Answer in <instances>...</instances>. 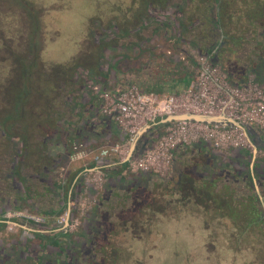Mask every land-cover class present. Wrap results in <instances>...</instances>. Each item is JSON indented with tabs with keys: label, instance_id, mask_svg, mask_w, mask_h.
Returning <instances> with one entry per match:
<instances>
[{
	"label": "rangeland",
	"instance_id": "374dc122",
	"mask_svg": "<svg viewBox=\"0 0 264 264\" xmlns=\"http://www.w3.org/2000/svg\"><path fill=\"white\" fill-rule=\"evenodd\" d=\"M33 1L42 8L41 14L38 12L41 17L37 22H39L38 25H42L43 36L40 31L33 32L27 26V9L23 7L24 3L21 0H0V11L8 8L17 20V26H20L17 29L19 31L17 36L8 31L3 33L10 38H17L14 47L16 54H12L13 62L15 63L16 58L19 60L24 58L28 64L32 62V65L27 68L29 71L27 77L30 79L29 85L33 88L38 86V88L36 87L37 90H35L36 95H31L25 102L28 106L40 104L46 114H50L53 109L55 113H52L53 119L45 114L43 116L38 112L35 113L38 119L40 118L38 121L40 127H35L36 133L34 129L29 130L30 136L27 140L29 147L26 149L20 139L14 136L6 137L0 129V174L3 175L7 171L10 174L7 179L3 176V181H0V218L16 219L21 223L28 221L33 226L45 230L47 236L55 232L58 234L64 225L65 194L71 186L73 197L66 203L68 202L69 207L71 206L72 212L68 217L69 225L66 231L68 235L56 236L57 246L52 245L51 242L37 244L36 249L40 260L37 259L38 257H29V252L22 245L26 239L34 240V232L12 222L2 223L0 260L3 264H48V259L51 258L53 264H65L66 261L68 264H87L88 240L92 234V219L95 217L91 214V210L95 206L101 207L106 202L110 203L109 206L113 208H111L113 211L117 209L114 197L110 193V188L115 186L116 178H107L101 172L91 169L83 171L79 169L110 158L120 160L129 145L121 127L102 113L100 93L103 91L111 94L116 91L117 89L114 88L118 80L116 75L122 72L127 78L126 71L133 66H142L144 57L151 49L156 51L168 49L169 56H172L169 58L176 62V66L173 62L171 66L185 69L192 80L200 53L188 47L181 39L175 45L176 47H173L168 36L170 34L175 36L177 27H180L177 26L179 7L168 5L170 3L165 7L150 9L147 17L139 18L137 21L141 23L134 22L130 27L131 30L122 33L120 29L105 24L109 18L116 19L120 17V14L126 17L124 9L132 3V0H104L101 5L97 4V0ZM98 6L99 10L96 8ZM184 7L182 9L184 21L180 25L182 28L187 24L186 27H194L199 21L196 17L205 13L204 6L200 1L194 0ZM94 9H97L96 14H99L101 25L104 26L102 29L104 46L96 51V54H91V46L86 44L81 48L80 43L85 34L86 19L94 14ZM4 17H1V31L8 28L7 23L10 20L8 15ZM0 48H2L0 57L3 50L9 52L6 46H0ZM80 49L85 55H83L84 58L80 55L82 65L73 72L71 92L66 94L67 85L55 88L52 82H43L42 85L38 83L39 74L43 73L49 81L55 79L56 84L64 85L63 77L61 75L55 77L46 67L50 62H66ZM35 54L37 59L33 56ZM182 54L185 57L180 59ZM93 62L97 65L96 70L88 67ZM213 66L217 76L223 75L227 84L237 85L228 80L217 64ZM13 67L14 69L11 70L9 65L0 64V113L3 105H6L9 110L12 108L10 103L12 104L13 100L8 102L9 104L5 101L9 94L7 92L16 95L18 92L16 86H20L22 82L15 76L18 69ZM245 76L244 80L264 89L263 81L252 77L248 70ZM11 78L15 80L10 81ZM12 84L15 88L11 86ZM134 84L138 87L132 81L124 88ZM156 94L162 97L170 93ZM11 96L9 94V100ZM31 119L29 116L22 117L23 122L34 125L35 120ZM49 125L53 126L51 130L47 129ZM165 127V124L158 127L154 124L149 127L145 151L152 150L159 137L165 135ZM16 130L19 131V129ZM235 142H238L236 131H229L224 138L217 140L202 139L198 134L194 137L189 134L187 142L181 144L176 142L172 147H169L168 143L164 146L162 153L157 150V156L152 159V163L147 164L146 169L136 166V160L145 151L139 154L133 153L121 173L127 176L130 173L149 172L152 177L156 176L157 182L173 181L174 168H177L179 164L176 158L180 161L184 157L189 158L188 155L196 153L195 151L190 153L189 148L195 147L210 148L212 150L210 156L214 162L219 161L220 158L226 161L234 156L235 159L229 160L224 166L226 170H234L238 168L237 163L242 162L244 150L251 151V146H246L245 143L235 144ZM75 145L78 148L74 149ZM139 148L140 143L136 145V151ZM101 149L106 150L105 155L98 162H93V154ZM182 151L185 154L179 155ZM155 153L156 151L153 155ZM255 155L264 159V148L257 150ZM10 166L11 169L8 170ZM232 173L227 172V174ZM73 177L75 180L70 184ZM241 179L237 176L231 178L225 176L222 181L241 188ZM220 184L219 182L218 185ZM114 192L120 194L121 188H117ZM178 197L179 195L170 190L165 196L159 197L162 199H155L153 206L156 207H152L155 212H151L149 208H141L138 213L139 221L130 219L131 225L134 224L132 230L139 239H128L127 234L120 236L116 244H120L125 253L123 252L122 256L120 253L118 259L114 260V264L250 263L252 255L247 248L233 252L228 247L227 235L233 232L228 221L224 218L202 219L197 214L199 212L197 208H194L195 206L191 203L194 197L184 198L185 202L174 203ZM126 230L128 231V228ZM56 260H58L57 263ZM103 262L106 261L103 259Z\"/></svg>",
	"mask_w": 264,
	"mask_h": 264
},
{
	"label": "trees",
	"instance_id": "16d2710c",
	"mask_svg": "<svg viewBox=\"0 0 264 264\" xmlns=\"http://www.w3.org/2000/svg\"><path fill=\"white\" fill-rule=\"evenodd\" d=\"M170 1L171 0H132V3L124 9V14L126 17L120 14V17L116 19L109 18L105 25H111L113 28L120 29L121 32L124 33L132 29L130 27L134 22L141 23L137 21L139 18L142 19L143 17H147L149 15L148 12L150 9L165 7L168 3H170L168 5L179 7V19L177 22L178 24H181L182 21H184L182 15L183 7L190 5V2L194 0ZM197 1H200L203 4V10L205 12L204 14H201L200 17H196L199 19L198 22L203 20L205 27L209 28L207 33H211L213 38L216 37L210 41L206 48H203L206 49L205 54L202 52V50L199 51L200 55H205L211 64H217L219 69L224 72L225 76H227L229 80L228 74L231 72V69H239V67H236L235 64L228 62V58H223L217 63V60H215L212 55L215 52L218 53V51L224 53L225 51L228 52L234 48L242 49L245 45V47L248 49L246 58L247 64L244 67V70H242H246V72L248 70L252 74V77L255 79H261L263 81L262 84H264V0ZM21 2L24 3L23 7L27 9V26L33 32L40 31L43 36V29L41 28L42 25H38L39 22H37L41 17L38 15V12L40 13L42 11L41 6H39L33 0H21ZM103 3L104 0H97L98 5ZM96 8L99 10V6ZM97 9H94V14L86 19L84 26L85 34L80 43L81 48L86 44L89 47L91 46V54H96V51L104 46V35L102 36V29L104 26L101 25V18L99 14H96ZM146 12L148 14H146ZM1 13L2 15H0V22H2V18H5L4 16L8 15V18H10V24L7 23V29H2V31L0 29V38L3 37V39H0V46H6L7 49H9V52L6 50L1 52L2 56L0 57V64L4 63L5 66L9 65L11 70H13V66H15V68L18 69V71L15 72V76L22 82L20 86H16V89H18L16 95L9 91L7 92L12 96L9 100L8 94L5 101L7 104H9L8 102L13 100L12 104L10 103L12 108L9 110L6 108V105H3V110L0 113V129L6 137L14 136L20 139L22 141L23 147L26 149L29 147V141H27L28 136H30L29 130L33 131V129L35 130V127H40L38 122L40 118L38 119V116L35 113L38 112L43 116L44 114H47L41 109L42 106H40V104H37L36 106H28V103L25 102L31 95H36L35 90L38 88V86H36L37 88L31 87V85H29L30 79L27 77L29 75L27 68L32 65V62L28 64L25 62L24 58L21 60L16 58L15 63L13 62L12 54H16L14 47L17 38H10V36L5 35L3 31H8V33H13L17 36L19 32L17 29L20 26H17V20H15L12 12L9 11L8 8L2 9L0 11V14ZM36 23L37 26H35ZM136 29L138 28L136 27ZM211 36L210 39H212ZM221 43H223L224 46H219ZM1 49L2 48H0V50ZM81 51L82 49L77 51L75 55H72L64 63L50 62V64L46 67V69H50L48 70L49 73L51 72V74L55 75V77L57 75H61V77H63L62 83L64 85L60 83L56 84L55 79H51L49 81V78L43 73L39 74L41 78L38 75V83L40 82L42 85L43 82H52V85L55 88L59 87L60 85L63 87L65 85L73 86V72L78 66L82 65L81 57L85 55ZM249 54L251 57H249ZM33 56L35 59H37L36 54ZM78 57L80 58L79 60ZM227 65H230V67H226ZM89 66L92 70H96L97 65L95 62L89 64L88 67ZM39 69H43V67ZM242 70L239 69L240 72H242ZM12 79L13 78H11L10 81ZM241 79L244 81L245 78ZM13 85L14 84L11 86ZM23 116H29L32 118V121L35 120V124L33 125L29 122H23ZM156 119L157 118L154 120ZM163 124L164 123L155 124V127L162 126ZM52 127V125H49L47 126V129L51 130ZM16 129H19V131ZM197 149L200 154L195 153L193 155H188L189 158L183 163L184 168L178 181V190L181 192L182 196L187 197L186 199H188L190 196L194 197L192 199L193 202L191 203L195 206L194 208H197L199 211L197 214L202 219L208 218L216 220L219 218H224L226 221H228V224L233 229V232L227 235V243L228 247L233 250V252H238L241 249L247 248L252 255L249 264H264V215L260 209V203H264V159L254 155L250 168H248L251 151H247L245 149L244 154L242 155L243 158L241 159L242 162L237 163L238 168L234 170H226L224 172V166L228 164L229 160H234V156H231L226 161H223V158H220L219 161L214 162L210 156L212 152L210 148L195 147L189 148L188 151L193 152ZM183 154H185V152ZM126 165L127 161L110 158L108 160L100 161L98 164H90L79 169V171H83L93 167L94 171L101 172L102 174L106 175L107 178H116L114 183L115 186L110 188V193L113 197H116L114 203H116L117 209L113 211V208L109 205L105 206L104 209L97 208V206L92 208L91 214L95 216L92 219V232H95L99 229L102 231H109V229H112L114 232L120 231L124 230L126 224H129V227H133L130 221L131 218L127 219L129 221L128 222L126 219L123 220L122 216H125V214H128V212H130V214L134 213L137 208H139V211L141 208L150 209L155 203L154 198H156L159 193L162 194L163 188H160V183L155 184L154 181L150 180L151 174H149V172H142L138 174L130 173L127 174V176H123L121 171ZM228 171L233 173L227 174ZM224 173L230 178L234 176L241 177L242 180H244L243 186L245 188L243 191L235 193L234 189H230V182L225 183L222 181V179L225 177ZM74 180L75 178L73 177L70 184H72ZM255 181H258L257 186ZM219 182L221 183L220 185H218ZM154 185L158 186L156 187ZM71 187L67 189L65 194L66 200L65 203H63L64 208H67L66 201L73 197ZM117 188H121L120 194L114 192ZM117 197H119V200H117ZM71 212L72 208L70 206L68 217H70ZM110 216H115V218L111 220L109 218ZM11 221L17 222L18 220L11 219ZM33 234L34 240L26 239L22 245L23 248L29 252V257H38L37 259H39L38 250L36 249L37 244L43 245V243L46 244L47 242H51L52 245L57 246L58 241L56 236L68 235L67 232H64L63 227L58 232V234L53 235L52 237L41 232H34ZM94 237L102 238L103 236L99 234L98 236ZM94 237H92V240L97 241L98 238ZM97 256L101 257L100 255ZM111 262L113 264L115 263L114 260L109 259L108 264H111ZM0 264H3L1 260ZM87 264H104V262H96L91 258V254L89 253Z\"/></svg>",
	"mask_w": 264,
	"mask_h": 264
},
{
	"label": "built area",
	"instance_id": "2783aa9c",
	"mask_svg": "<svg viewBox=\"0 0 264 264\" xmlns=\"http://www.w3.org/2000/svg\"><path fill=\"white\" fill-rule=\"evenodd\" d=\"M198 58L194 78L183 89L162 97L151 90L142 91L135 84L111 94L102 91L100 93L102 113L121 127L128 143L138 127L149 119L154 120L165 114L183 111L222 113L264 133V89L246 80L240 85H229L223 75L217 76L214 64H211L205 55H200ZM164 124L165 135L159 137L152 150L145 151L144 148L145 153L136 160V166L140 169H146L147 164L152 163V159L157 156V150L162 153L168 143L169 147L176 142L185 143L189 134L193 137L198 134L202 139L217 140L224 138L229 131H236L238 142L235 144L245 143L246 146H250L243 130L239 127L181 120H172ZM76 148L78 146L75 145L74 149ZM105 152L106 150L101 149L94 153L93 162H98Z\"/></svg>",
	"mask_w": 264,
	"mask_h": 264
},
{
	"label": "crops",
	"instance_id": "0c3cea01",
	"mask_svg": "<svg viewBox=\"0 0 264 264\" xmlns=\"http://www.w3.org/2000/svg\"><path fill=\"white\" fill-rule=\"evenodd\" d=\"M204 21H200L194 27H185L182 28V25L177 22V34L168 36L169 40L173 43V47H176L181 40H184L188 47L195 49L197 52L201 51L206 53V46L210 43L213 38L211 33H207L209 28H206ZM210 36L212 39H210ZM181 39V40H180ZM221 43L219 46H224ZM200 48V49H199ZM169 50L165 49L164 51L149 50L147 56L144 57V64L137 67L133 66L128 69L126 72L127 78H125L122 72H119L116 76L118 78L117 84L114 86L115 89H121L127 86L129 83H136L138 87L144 91L151 89L155 93H172L180 89H183L191 81V76L184 69L174 68L171 66L172 62L175 65V61H172V56H169ZM183 53V52H182ZM247 54L248 49L243 46L242 49H231V51H225L224 53L218 51L215 52L212 57L215 60L221 61L223 58H228V62L235 64L236 67H239L240 70H244V67L247 64ZM185 57L184 54L180 56V59ZM249 57L251 55L249 54ZM189 59V58H188ZM191 61V60H190ZM176 66V65H175ZM226 67H230L227 65ZM174 68V69H173ZM238 68L231 69V72L228 74L229 80L231 83H236L237 85L242 84L244 81L241 78H246V70L242 72ZM241 77V78H240ZM130 78V79H128ZM126 79V80H125ZM78 91V90H77ZM76 91V93H77Z\"/></svg>",
	"mask_w": 264,
	"mask_h": 264
},
{
	"label": "flooded vegetation",
	"instance_id": "af4514ba",
	"mask_svg": "<svg viewBox=\"0 0 264 264\" xmlns=\"http://www.w3.org/2000/svg\"><path fill=\"white\" fill-rule=\"evenodd\" d=\"M59 87H61V85L59 86ZM71 86H68L67 87V89H66V94L67 93H69V92H71L72 91V89L70 88ZM73 87V86H72ZM64 106V105H63ZM58 110V109H57ZM52 113H55V109H53V110H51V113L50 114H47V116L50 118V119H53V115H52ZM154 124H151V126L150 127H152ZM250 126V128H252V132H251V134H249L250 135V138L251 139H253L254 140V142H256V144L257 145H259V146H261L259 149H257V150H261V149H263L264 148V133H263V131H261V130H258V129H255L254 127H252L251 125H249ZM149 131V129L148 130H146V132H144L143 133V135H141V136H139V138H138V142L136 143V145L138 144V143H140V146H141V144H142V141L146 138V134H147V132ZM150 132V131H149ZM145 134V135H144ZM149 137V136H148ZM148 137H147V140H148ZM147 140H146V143H147ZM192 151H190V153H191ZM197 154H200L199 152H198V149L195 151ZM184 152L182 151L179 155H182ZM179 157H181V156H179ZM187 159L188 158H186V157H184V159L182 160V161H180L178 158H176V162L177 163H179L178 164V166H177V168H174V171H173V173L175 174L174 176H175V178H174V180L173 181H170V180H167V182H165V183H161V182H157L156 181V176L155 177H152L151 176V179H152V181H154L155 182V184H159L160 183V185L159 186H161L160 188H163L162 189V194L161 193H159L157 196H156V198H154V199H162V198H159V197H162V195H166V194H168V192L171 190V191H173L175 194H177V195H179V197L178 198H176L174 201V203H177V202H185L184 201V198H187L186 196H182V194H181V192L178 190V181H179V178H180V175L182 174V170H183V168H184V166H183V163H184V161H187ZM3 163V162H2ZM5 163V162H4ZM182 164V165H181ZM11 169V166L8 168V170H10ZM223 171L225 172L226 171V169L224 168L223 169ZM3 176L7 179V176H10V174H8V171L7 172H4V174L3 175H1L0 174V181H3ZM224 176H227L225 173H224ZM169 178H171L170 176H169ZM168 178V179H169ZM242 180V179H241ZM151 181V182H152ZM157 182V183H156ZM226 183V182H225ZM255 183H257L256 184V186L258 185V181H255ZM169 184H171V186H169ZM230 185V189H234V191H235V193L236 192H241V191H243V189L245 188L243 185H244V180H242V186H241V188H236L235 186H233L232 184H229ZM154 186H158V185H154ZM178 199H179V201H178ZM114 201L116 200V197H114V199H113ZM117 200H119V197H117ZM157 201V200H156ZM155 202V201H154ZM68 203V202H67ZM161 203H163V202H161ZM110 203L109 202H106V204H104V205H101V207L99 206V207H97V208H101V209H104L105 208V206H107V205H109ZM156 205V204H155ZM1 207V206H0ZM154 208V207H156V206H151V208ZM149 209L151 212H155L154 211V209L152 208V209ZM100 209V210H101ZM260 209L262 210V212H263V215H264V203H260ZM140 211H138V208L136 209V211L134 212V213H131L130 214V212H128L129 214H125V216H122V218H123V220H127V219H132L133 221H135V222H137V221H139L138 220V213H139ZM111 220H113V218H115V216H110L109 217ZM108 218V219H109ZM135 219V220H134ZM128 221V220H127ZM4 222H12V223H14V224H16V225H18V226H20L21 228H24V229H29V230H31L32 232H41V233H43V234H45V230H43V229H41V228H39L38 226H33V224L32 223H30V222H28V221H24V223H21V222H19V221H17V222H14V221H11V219L10 218H0V226L2 225V223H4ZM129 222V221H128ZM130 225L129 224H126L125 225V227H124V230H120V231H113L112 229H109V231H102V230H96L95 232H92V234L93 235H90L89 236V244H88V246H89V253L91 254V258L93 259V260H95L96 262H103V259L106 261V263L104 262V264H108V262H109V259H111V260H116V259H118V256H119V254L121 253V256L123 255V248H121V246H120V244H116L117 243V241L119 240L118 238L120 237V236H124V235H128V239H131V240H133V239H139L138 238V235H135V233L133 232V230H132V228L133 227H129ZM132 226H134V224H132ZM115 228V227H114ZM123 228V227H122ZM126 228H128V231L126 230ZM61 230V229H60ZM59 230V231H60ZM64 232H66L65 230H64ZM102 235L103 237L102 238H100V237H94V236H98V235ZM53 235H56V232H55V234H52V235H50L51 237L53 236ZM92 237H94V238H98L97 239V241L96 240H92ZM125 253V252H124ZM97 255H100L101 257H98ZM98 257V258H97ZM103 257V258H102ZM135 256H133V258H134ZM132 258V259H133ZM57 261L58 260H56V263H57ZM48 264H53V259L51 260V258H49L48 259V262H47ZM63 264V263H62ZM65 264H68V262L66 261L65 262ZM111 264H113L112 262H111ZM125 264H127V263H125Z\"/></svg>",
	"mask_w": 264,
	"mask_h": 264
},
{
	"label": "water",
	"instance_id": "95a60500",
	"mask_svg": "<svg viewBox=\"0 0 264 264\" xmlns=\"http://www.w3.org/2000/svg\"><path fill=\"white\" fill-rule=\"evenodd\" d=\"M172 120L199 121L200 123H204V124L235 126V127L241 128L244 132L247 142L251 146V155L249 157L248 168H250L251 162L253 160L254 155L256 154L257 149L261 147L257 145L253 139L250 138L249 134H251L252 128H250V126L247 125L246 123L241 124L228 116H224L222 113L204 114V113H199V112L183 111V112H178V113L165 114L161 117H158L156 120L149 119L148 121L143 123L141 126H139L128 145L126 153H124V156L120 160L128 161L132 157L133 153L135 152H137V154L142 153V151L145 148L147 138H145L142 141V144L137 151H136V143L138 142L139 136L143 135V133L149 129L151 124H162V123H166ZM89 169L93 170V167ZM68 212H69V204L67 203V208H66V212H65V216L63 220L64 221L63 228L65 231H67L68 229L67 227L69 225Z\"/></svg>",
	"mask_w": 264,
	"mask_h": 264
}]
</instances>
